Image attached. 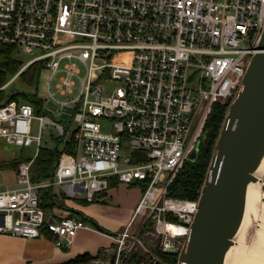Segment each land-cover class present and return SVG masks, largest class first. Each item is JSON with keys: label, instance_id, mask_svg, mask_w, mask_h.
I'll return each instance as SVG.
<instances>
[{"label": "built area", "instance_id": "1", "mask_svg": "<svg viewBox=\"0 0 264 264\" xmlns=\"http://www.w3.org/2000/svg\"><path fill=\"white\" fill-rule=\"evenodd\" d=\"M263 26L264 0H0V44L31 55L2 86L37 63L49 71L48 96L70 103L76 121L72 151L60 152L50 178L33 182L41 129L52 124L62 134L64 126L28 101L0 103V139L35 146L17 163L16 186H0V233L35 237L44 226L55 247L68 244L90 226L70 216L46 220L40 188L56 186L65 197L81 191L92 201L112 176L140 184L141 193L129 222L114 233L108 261L87 264H120L132 245L144 248L129 233L138 214L150 221L145 237L178 255L197 197L175 198L168 188L198 149L212 105L228 104L240 88ZM56 74L61 92L76 88L71 99L52 95ZM112 81L118 85L108 89Z\"/></svg>", "mask_w": 264, "mask_h": 264}, {"label": "water", "instance_id": "2", "mask_svg": "<svg viewBox=\"0 0 264 264\" xmlns=\"http://www.w3.org/2000/svg\"><path fill=\"white\" fill-rule=\"evenodd\" d=\"M256 47L240 88L227 104L190 232L177 255L182 264H223L243 217L247 183L257 180L254 171L264 153V26ZM197 150L188 154V161Z\"/></svg>", "mask_w": 264, "mask_h": 264}, {"label": "crops", "instance_id": "3", "mask_svg": "<svg viewBox=\"0 0 264 264\" xmlns=\"http://www.w3.org/2000/svg\"><path fill=\"white\" fill-rule=\"evenodd\" d=\"M119 185L114 177H107L105 185L92 201H86L81 191L73 197H65L60 188L48 187L47 200L40 197L46 220L70 216L81 218L90 227L77 229L71 241L59 247L53 245L52 235L44 226L35 237L0 233V264H68L81 254L92 258L107 254L112 249L114 233L129 222L139 198L121 203L119 201L122 200L113 199L111 194L118 191ZM131 185L139 186L141 193L140 184ZM44 207H49V210L45 211ZM110 214L115 218L105 217ZM147 241L155 246L148 238Z\"/></svg>", "mask_w": 264, "mask_h": 264}, {"label": "rangeland", "instance_id": "4", "mask_svg": "<svg viewBox=\"0 0 264 264\" xmlns=\"http://www.w3.org/2000/svg\"><path fill=\"white\" fill-rule=\"evenodd\" d=\"M14 55L18 60H20V62H25L31 56L30 54L24 52L21 49H15ZM48 73L49 71L46 68L40 67L36 79H34L31 85L26 84L21 78H17L16 80L13 81V83H11L8 86L6 91L7 92L23 91L25 93L30 94L31 96H35L39 100V106H41L40 107L41 110H44L50 118L57 120L59 123H61L64 126V132L62 134L59 133L58 130L52 124H46L40 131V142H39L40 149L42 148H48L52 150L56 149L58 152H60L64 148L65 141H67L70 137H72V134L76 127V121L72 119L73 109L70 103L61 104L48 96V92L46 88V79ZM57 77L58 74L54 75L49 82V89L52 95L57 100L65 101L71 99L75 95L76 88L74 87L72 89V92H67V91L61 92L58 88L55 87V83L58 80ZM117 85L118 83L114 81L108 82L107 88L112 89ZM18 101H21V99ZM225 113H226V109H225ZM224 120H225V115L222 123L224 122ZM31 127H32L31 128L32 133H35L36 132L35 121H32ZM34 149H35L34 142L29 145L20 146V145L8 144L4 142L2 139H0V186L2 188L16 186L17 183H16L15 168L17 166V163L20 160H26L30 158L34 154ZM120 185L118 186V191L114 190L113 193L111 194L113 199L122 200L119 201L121 203L124 201L133 200L139 196L140 194L139 186L136 185L128 186L123 183H120ZM48 187L51 186L42 187L39 190L40 193H42V197L44 198V200H47ZM44 208L45 211L49 210V207H44ZM105 217L110 220L115 218L114 215L112 214L105 215ZM256 222H258V220L250 219L248 228L246 230L247 238L252 237L254 231L258 228ZM148 229H150V223L144 220L143 215L138 214L136 218L133 220V223L129 227V233L136 234L141 239L144 248L138 243L132 245L131 249L128 250L127 253L122 256V260L120 264H132L133 263V261H131L132 259L131 258L128 259V258L130 257V254L133 252L138 253L140 255H144L145 253H150L152 259L148 261H150V264H154V259L158 257L156 251L153 250L154 249L153 245L148 243L147 237H145L144 235V232ZM111 251L103 255L105 261L106 260L108 261ZM87 263L88 262L83 264H87ZM138 264H143V263L141 262Z\"/></svg>", "mask_w": 264, "mask_h": 264}, {"label": "trees", "instance_id": "5", "mask_svg": "<svg viewBox=\"0 0 264 264\" xmlns=\"http://www.w3.org/2000/svg\"><path fill=\"white\" fill-rule=\"evenodd\" d=\"M14 50V47L11 45L0 44V86H2L17 72L22 63L15 57ZM39 69V64L31 63L18 72L14 78H12L7 84L0 88V103L9 100L21 99L34 104L35 109H37L39 106V100L35 96H31L30 94L23 91L7 92L6 89L17 78H21L26 84L31 85L34 79H36ZM226 107L227 102H215L212 105L211 111L205 121L204 134L198 146L196 157L193 161L186 160L183 163V166L177 172L168 188L169 196L179 199H194L198 196L204 174L206 172L210 157L213 153L215 140L222 125ZM73 147L74 139L72 135V137L65 141L63 150L72 151ZM60 152H58L56 149H40V147H38L37 153L30 164V180L37 182L50 178V171L52 168H54L53 165L55 158L60 154ZM41 196L42 193L39 194L40 205L42 204V202H40ZM164 216L166 219L176 220L175 216L170 212H166ZM147 222L150 223V221ZM153 248V250L156 251L158 257L156 260H154V264H176V253L159 251L156 246H153ZM144 255L133 252L130 254L128 259H132V264H138L141 262L143 264H150V261H148L152 259L150 253H145ZM92 259L93 258L89 255L81 254L69 261L68 264H83L89 262Z\"/></svg>", "mask_w": 264, "mask_h": 264}, {"label": "bare ground", "instance_id": "6", "mask_svg": "<svg viewBox=\"0 0 264 264\" xmlns=\"http://www.w3.org/2000/svg\"><path fill=\"white\" fill-rule=\"evenodd\" d=\"M264 153L254 171L257 180L246 186L245 207L241 223L233 236V244L227 249L223 264H264ZM250 219L258 220L253 236L247 238ZM175 230L179 227L173 226ZM251 235V234H250Z\"/></svg>", "mask_w": 264, "mask_h": 264}, {"label": "flooded vegetation", "instance_id": "7", "mask_svg": "<svg viewBox=\"0 0 264 264\" xmlns=\"http://www.w3.org/2000/svg\"><path fill=\"white\" fill-rule=\"evenodd\" d=\"M200 144V143H199Z\"/></svg>", "mask_w": 264, "mask_h": 264}]
</instances>
